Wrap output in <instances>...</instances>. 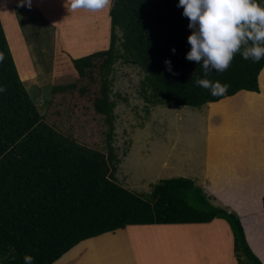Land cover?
Instances as JSON below:
<instances>
[{
	"label": "trees",
	"instance_id": "trees-1",
	"mask_svg": "<svg viewBox=\"0 0 264 264\" xmlns=\"http://www.w3.org/2000/svg\"><path fill=\"white\" fill-rule=\"evenodd\" d=\"M257 2L264 6V0ZM178 3L113 0L110 48L77 59L63 48L53 82L45 87L49 109L42 114L20 78L0 19V86L7 89L0 92V264H25L26 255L33 264H54L80 243L128 226L217 219L230 227L237 263L262 264L240 218L213 206L195 180L163 179L149 193H138L116 178L120 162L112 143L117 104L111 98L116 63L143 71L141 94L150 104L201 109L241 92L260 94L264 59L253 62L240 53L226 71L207 77L227 84L225 94L213 96L195 83L204 78L203 68L186 59L192 29ZM59 44L63 47L61 40ZM87 100L95 116L74 122ZM89 132L92 139L101 136L100 147L87 143Z\"/></svg>",
	"mask_w": 264,
	"mask_h": 264
},
{
	"label": "rangeland",
	"instance_id": "rangeland-1",
	"mask_svg": "<svg viewBox=\"0 0 264 264\" xmlns=\"http://www.w3.org/2000/svg\"><path fill=\"white\" fill-rule=\"evenodd\" d=\"M66 3L59 14L64 18L57 20L56 27L37 9H27L21 15L28 50H18L20 45L11 36L8 41L20 78L41 114L45 109L48 112L45 87L52 84L63 48L75 59L110 48V43L104 47L102 42L91 41L95 38L99 42L101 32L111 38L110 9L73 12ZM96 14L108 19L101 28L86 25L74 36L73 27H69L64 32L65 42L59 30L53 29ZM75 39L78 44H74ZM144 76L140 68L121 62L114 65L111 74V98L117 104L112 144L120 162L118 182L133 192L149 193L151 186L163 179L195 180L213 206L240 218L250 248L264 264V106H256L258 94L241 92L201 109L169 107L145 100L141 94ZM260 81L262 97L264 71ZM35 85L40 89L33 91ZM80 107L74 122L95 116L90 100ZM231 123L235 124L227 129ZM217 126L225 128L217 132ZM90 134H85L87 143L100 147L101 136L92 139ZM102 138L105 140L104 135ZM214 222L212 227L128 226L80 243L54 264H238L229 225L224 219Z\"/></svg>",
	"mask_w": 264,
	"mask_h": 264
},
{
	"label": "clouds",
	"instance_id": "clouds-1",
	"mask_svg": "<svg viewBox=\"0 0 264 264\" xmlns=\"http://www.w3.org/2000/svg\"><path fill=\"white\" fill-rule=\"evenodd\" d=\"M31 7V0H20V5ZM113 0H67L66 7L75 12H101L110 9ZM177 7L183 8V16L192 29L188 36L191 50L186 54L189 61L201 64L204 78L195 83L208 89L213 96L223 95L228 85L211 81L210 72H224L237 53L245 60L259 62L264 59V6L257 0H179ZM175 53V48L172 49ZM4 53L0 52V63ZM166 68L173 75L171 61L165 60ZM7 89L0 86V92ZM25 264H33V257L26 255Z\"/></svg>",
	"mask_w": 264,
	"mask_h": 264
},
{
	"label": "crops",
	"instance_id": "crops-1",
	"mask_svg": "<svg viewBox=\"0 0 264 264\" xmlns=\"http://www.w3.org/2000/svg\"><path fill=\"white\" fill-rule=\"evenodd\" d=\"M64 2H65V0H31V7H28L26 4L24 6H21L20 0H0V19L2 20V22L4 20V26L3 27H5V30H6L5 34L6 33L8 34V35L6 34L7 40L9 41L10 36H11L15 39L16 43L20 45V47L17 48L18 50H28L29 47L27 46L28 44L26 45V41H25L26 38L24 39V34L22 31L21 23H20L21 15L23 13H25V11L27 9H37L36 12H39L40 14H42V16L45 17L49 21V23L50 22L52 23V20H53V22H54L53 25H55V27H56L57 26L56 25L57 20L64 18L63 16L59 15V14H63V10L65 8ZM106 18L107 17L99 16V14H96V15L91 16V17L88 15H85V17H80V18L76 19L77 22L74 24L67 23V21H66L64 23H61L57 28H55V27L54 28L52 27V28L54 30L55 29L59 30L61 39H62V41H64V39H65L64 32L66 31L67 28L73 27L72 29H73V32L75 34L74 36H76L77 31L81 27H85L86 25L93 24V25H95L96 28H99V27L101 28V23H103ZM5 19H7V21H8L7 23H5ZM68 20H70V19H68ZM72 20H75V19H72ZM106 20H108V19H106ZM50 25H52V24H50ZM95 31H96V29H95ZM103 34L104 33L101 32L102 38H101V40H99V42H98V40L93 38L91 40L92 43L96 44V43L102 42L103 46L107 47L110 43L111 38L109 37V33H105L106 37L103 36ZM8 44H9L10 49L12 50L13 48H12L11 44L9 42H8ZM74 44H78V41L76 39H75ZM29 51H30V49H29ZM263 71H264V69H263ZM262 72H261V74H262ZM261 74H260V76H261ZM50 75L48 77H50ZM260 76H259L260 94L259 93H250V94H258L257 100L255 101L256 106L259 105L258 109H259V107L264 106V101H263L264 96L261 97L263 90L261 89ZM54 77H55V75H54V73H52V78H54ZM52 82H53V80H52ZM35 86H38V85H35ZM263 86H264V81H263ZM38 88H40V87H38ZM33 89L35 90V88H33ZM209 104H214V103H209ZM263 110H264V108H262V111ZM260 111H261V109H260ZM234 124L231 123L229 126L227 124L225 127H227V129H228V128L232 127ZM225 127L222 126V129ZM222 129L220 126H217L215 128V130H217V132L221 131ZM214 221H216V220H214ZM214 221L211 223H208V224H181V225H168V226L171 227V226H182V225H184V226L204 225V226L212 227L213 223H215ZM144 226H148V228L141 227V229H149V228L154 227V225H144ZM160 226H163V225H160Z\"/></svg>",
	"mask_w": 264,
	"mask_h": 264
}]
</instances>
